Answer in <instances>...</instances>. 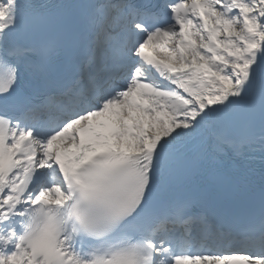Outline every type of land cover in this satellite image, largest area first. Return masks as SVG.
<instances>
[{
    "label": "snow or ice",
    "instance_id": "obj_1",
    "mask_svg": "<svg viewBox=\"0 0 264 264\" xmlns=\"http://www.w3.org/2000/svg\"><path fill=\"white\" fill-rule=\"evenodd\" d=\"M0 264H264V0H0Z\"/></svg>",
    "mask_w": 264,
    "mask_h": 264
}]
</instances>
